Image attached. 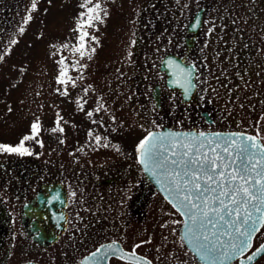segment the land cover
Listing matches in <instances>:
<instances>
[{"label": "rangeland", "instance_id": "rangeland-1", "mask_svg": "<svg viewBox=\"0 0 264 264\" xmlns=\"http://www.w3.org/2000/svg\"><path fill=\"white\" fill-rule=\"evenodd\" d=\"M161 1L160 6L154 4L148 10L150 0H94L101 3L107 15L101 13L103 23L85 29L96 38L95 43L86 41L88 49L95 48V52L91 59L80 60L85 66L83 78L77 80L74 88L66 86L67 97L57 91L65 86L56 84V61L67 57L68 75L73 78L79 75L71 66L72 60L79 59L72 55L71 46L76 43L73 29L84 11L79 7L81 0H39L34 13L29 11L32 0H21V6L9 10L0 34V55L7 53L0 60V144L15 146L24 135L30 134L31 123L39 118V139L44 147L33 141L26 142V147L43 153L44 157L55 156L75 176L78 171L74 165L88 161L102 164L100 155L108 153L120 152L123 157L120 165L127 168L134 159L136 144L148 131L159 129L153 122L150 96L153 79L160 59L177 40L182 22L190 20L195 12L191 8L199 3V0ZM203 1L212 5L201 24L195 23L196 27L189 29L194 32L199 29L198 47L207 69L208 98L221 115L218 129L236 127L253 134L259 130L264 135V120H261L264 117V11L243 12L239 0ZM166 3L171 7H165ZM136 9L144 13L141 26L134 23ZM4 13L7 14L0 8V18ZM28 15L32 19L25 25L23 17ZM165 20L166 27L158 26L165 24ZM229 21L232 26L234 21L238 22L236 33L217 36V24L228 25ZM21 26L25 29L23 33L19 31ZM209 28L213 29L211 33ZM12 40L16 43H11ZM66 43L70 47L62 48ZM89 85L85 95L84 89ZM77 99L81 103L87 101L85 111L78 108ZM97 101L104 105L99 112L94 111L99 107ZM88 111H93L91 118ZM57 113L63 118V134L50 131L55 127ZM93 120L103 121V127L93 124ZM257 121H261L259 129L255 126ZM89 131L107 137L110 145H117L120 151L111 146L96 147L95 140L87 135ZM61 139L63 144L59 142ZM88 170L92 171L89 166ZM94 210L92 206L90 211Z\"/></svg>", "mask_w": 264, "mask_h": 264}, {"label": "flooded vegetation", "instance_id": "flooded-vegetation-1", "mask_svg": "<svg viewBox=\"0 0 264 264\" xmlns=\"http://www.w3.org/2000/svg\"><path fill=\"white\" fill-rule=\"evenodd\" d=\"M161 2L150 0L148 10L154 4L160 6ZM20 3L21 0H0V8L8 14ZM238 3L243 12L264 11V0H239ZM197 4L191 9L195 11L194 14L200 13L201 24L203 15L212 4L203 0ZM165 7L171 6L166 3ZM135 11L134 23L141 26L145 21L144 13L137 9ZM7 14H2L0 18V34L4 31L3 23L8 20ZM193 16L182 22L177 40L170 44L168 53L196 67L194 75H198L199 80L193 82L197 86L191 97L183 101L177 90L166 85L163 72L157 71L152 85L158 86L157 105H153L155 127L167 126L196 132L237 130L253 134L243 128L218 129L217 120L221 115L208 98L207 69L198 47L199 29L196 32L189 29ZM225 22L217 24L218 29L214 26L218 31L217 36L227 32L232 35L236 33L238 22L234 26L230 21L228 25ZM158 26L166 27V20L165 24ZM31 150V156L0 155V264H81L84 256L83 261H87L86 258L103 243L116 241L128 250L134 243L149 237L152 243L137 251L152 264H183L184 261L187 264H200L185 245L180 246L183 242L179 240L181 219L178 213L156 191L154 184L143 177L141 166L134 162L135 159L129 161L130 167L122 168L120 152H107L104 156L100 155L102 164L88 161L80 166L74 165L78 171L75 176L73 170L65 169L55 156L52 158L51 154H47L44 157L41 156L43 153ZM88 166L92 171L88 170ZM163 203L178 217L165 209ZM92 206H95V210L91 212ZM161 207L166 212L160 211ZM161 224H168V227L161 228ZM257 237L253 240L252 250L264 240L262 234ZM258 262L264 264V255L252 264ZM108 264L120 262L112 259Z\"/></svg>", "mask_w": 264, "mask_h": 264}, {"label": "snow or ice", "instance_id": "snow-or-ice-1", "mask_svg": "<svg viewBox=\"0 0 264 264\" xmlns=\"http://www.w3.org/2000/svg\"><path fill=\"white\" fill-rule=\"evenodd\" d=\"M38 2L39 0H32L30 12L37 11ZM79 7L84 11L80 13L73 29L76 33V43L71 46L72 55L79 57L71 61V66L79 75L75 78L68 75L67 57H61L56 61L58 65L56 84L65 86L57 91L65 97L69 95L66 86L71 85L74 88L77 80L83 78L82 69L85 66L80 60L86 57L91 59L95 52V48L88 49L86 41L95 43L96 38L85 29L93 28L94 23H103L101 13L107 15V10L102 8L101 3L94 0H81ZM31 19V15L24 16L23 24L27 25ZM192 27L195 28L196 25L193 24ZM24 30L23 26L19 29L20 33ZM212 31V28L208 29L209 33ZM11 43L15 44L16 41L12 40ZM61 47L68 49L70 45L66 43ZM5 55L7 53L0 55V60H3ZM165 63L176 68L172 73L174 81L179 82L187 98L197 86L193 81L199 80V76L194 75L196 67L173 65L172 60ZM20 71L23 72L24 69ZM90 87L91 85L84 89L85 95L88 94ZM84 103H81V99L76 100L81 111H85ZM97 104L99 107L94 111L99 112L104 105L99 101ZM87 116L91 118L93 111H88ZM56 117L55 127L50 131L63 134L65 132L61 126L63 118L59 113ZM261 120H264V117H261ZM92 123H99L103 127V121L93 120ZM260 123L261 121L256 122L257 129ZM40 134L41 124L37 118L30 125V134L24 135L15 146L0 144V153L20 157L31 156L33 152L26 147V142L33 141L43 148L44 144L39 139ZM87 135L95 140L96 147L111 146L120 151L117 145H110L107 137L94 135L92 131ZM261 140H264V135L259 130L255 135L246 134L245 131L227 134L219 132L206 134L203 131L198 133L148 131L135 146L136 164L142 166L160 186L161 191L165 193V200L175 212L185 218L179 236V240L183 242L180 246L187 244L192 256L202 264H232L233 261L243 264L240 257H244L248 264H252L258 256L264 255V243H260L252 250L253 240L258 238L257 234L264 235L261 232L264 227V145L261 144ZM59 142L63 144L64 140L61 139ZM70 195L74 196L75 193ZM160 227L166 228L168 224H161ZM163 239L167 240V237ZM150 243L151 237L134 243L125 250L116 241H112L110 244L101 245L86 259L92 264H108L112 259L119 261L120 264H152L151 260L137 251ZM159 251L157 248V252ZM187 254L186 252L185 255ZM183 264H187V261Z\"/></svg>", "mask_w": 264, "mask_h": 264}, {"label": "water", "instance_id": "water-1", "mask_svg": "<svg viewBox=\"0 0 264 264\" xmlns=\"http://www.w3.org/2000/svg\"><path fill=\"white\" fill-rule=\"evenodd\" d=\"M199 17H200V13L198 12V13H196V15L194 16L192 23H193V24L197 23V18H199ZM168 60H172V61H173V65H179L180 67H186V66L183 65V64L181 63V60H179V59L173 57V56L170 55V54H166V55H164V56L162 57L161 61H160V64H159V70H163V71L165 72V74L167 75V79H166V83H167V85L170 86V87H172V88H174V89H177V88H178L179 90L182 91L181 94H183V89L180 87L179 82H178V81H174V77H173V75H172V73H173L174 71H176V68H175L174 66H170V65H168L167 63H165V62L168 61ZM156 90H157V89H156ZM156 90H155V89L152 90V97H153V100H154V102H155V105L157 104V95H156V94H157V93H156L157 91H156ZM169 131H171V132H195V131H192V130H191V131L173 130V129H170V128H167V127H163L161 130H155V131H153V132L164 133V132H169ZM230 132H239V131H228V132H219V133L227 134V133H230ZM211 133H216V132H210V133H206V134H211ZM246 134H247V133H246ZM249 135H251V134H249ZM141 169H142V172H143L145 178H147L148 180H150L153 184L158 185V184L155 182V180H154L151 176H149L148 173H146V172L143 170L142 166H141ZM156 185H155V186H156ZM158 186H159V185H158ZM159 187H160V186H159ZM159 189H160V190H158V192H160V193L162 194V196L165 198V193L161 191V188H159ZM181 219H182V223H181L180 228H179V236H180V234H181V232H182V230H183V227H184L183 221H184L185 218L181 216ZM59 230H60V229H59ZM262 243H264V241H263ZM109 244H110V243H109ZM105 245H107V244H105ZM184 245H185V247L188 249V245H187V244H184ZM188 250H189V249H188ZM196 259H197V258H196ZM197 260H198V259H197ZM198 261H199V260H198ZM240 261H243V264H248V262L246 261L245 258H241ZM199 263L202 264L201 261H199ZM82 264H92V262H91V261H83ZM238 264H240L239 261H238Z\"/></svg>", "mask_w": 264, "mask_h": 264}, {"label": "bare ground", "instance_id": "bare-ground-1", "mask_svg": "<svg viewBox=\"0 0 264 264\" xmlns=\"http://www.w3.org/2000/svg\"><path fill=\"white\" fill-rule=\"evenodd\" d=\"M155 185H156V184H154V186H155ZM155 187H156L157 190H160V189H159L160 187H159L158 185H156ZM189 252H190V251H189ZM190 253H191V252H190ZM195 259H196V258H195ZM196 260H197V259H196ZM197 261H198V260H197ZM198 262H199V261H198Z\"/></svg>", "mask_w": 264, "mask_h": 264}]
</instances>
